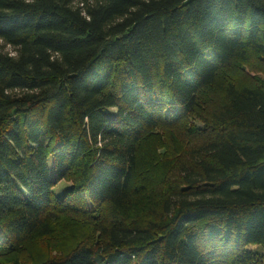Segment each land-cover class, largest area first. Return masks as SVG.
<instances>
[{"label":"trees","instance_id":"obj_1","mask_svg":"<svg viewBox=\"0 0 264 264\" xmlns=\"http://www.w3.org/2000/svg\"><path fill=\"white\" fill-rule=\"evenodd\" d=\"M0 264H264V0H0Z\"/></svg>","mask_w":264,"mask_h":264},{"label":"rangeland","instance_id":"obj_2","mask_svg":"<svg viewBox=\"0 0 264 264\" xmlns=\"http://www.w3.org/2000/svg\"><path fill=\"white\" fill-rule=\"evenodd\" d=\"M6 50H9V47H7L6 48ZM70 184H68V183H66V182H62V183H60V184H58L57 185V187H56V193H63V192H65L67 189H69L70 188Z\"/></svg>","mask_w":264,"mask_h":264}]
</instances>
